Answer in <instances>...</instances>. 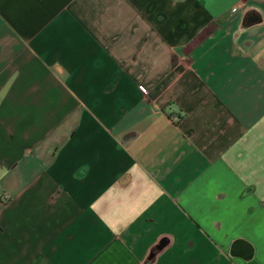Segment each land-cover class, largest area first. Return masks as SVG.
I'll use <instances>...</instances> for the list:
<instances>
[{
	"label": "crops",
	"instance_id": "0c3cea01",
	"mask_svg": "<svg viewBox=\"0 0 264 264\" xmlns=\"http://www.w3.org/2000/svg\"><path fill=\"white\" fill-rule=\"evenodd\" d=\"M0 264H264V0H0Z\"/></svg>",
	"mask_w": 264,
	"mask_h": 264
},
{
	"label": "built area",
	"instance_id": "2783aa9c",
	"mask_svg": "<svg viewBox=\"0 0 264 264\" xmlns=\"http://www.w3.org/2000/svg\"><path fill=\"white\" fill-rule=\"evenodd\" d=\"M170 119H171L172 122L177 123V122H179V120H180V116H178L177 114L173 113V114L170 116Z\"/></svg>",
	"mask_w": 264,
	"mask_h": 264
}]
</instances>
